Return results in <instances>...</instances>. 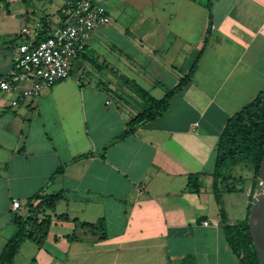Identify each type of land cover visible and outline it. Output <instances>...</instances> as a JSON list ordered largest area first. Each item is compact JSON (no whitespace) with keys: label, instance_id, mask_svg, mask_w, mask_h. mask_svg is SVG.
<instances>
[{"label":"crops","instance_id":"crops-1","mask_svg":"<svg viewBox=\"0 0 264 264\" xmlns=\"http://www.w3.org/2000/svg\"><path fill=\"white\" fill-rule=\"evenodd\" d=\"M67 1L0 0V76L33 30L60 23ZM207 1L101 0L111 22L94 30L68 78L37 99L0 92V253L29 197L64 193L43 245L25 241L13 264H179L189 254L196 264H241L220 210L229 225L248 217L254 168L242 162L219 178L215 149L228 119L264 89V0ZM208 30L168 110L117 140L146 108L131 85L163 98Z\"/></svg>","mask_w":264,"mask_h":264},{"label":"trees","instance_id":"trees-1","mask_svg":"<svg viewBox=\"0 0 264 264\" xmlns=\"http://www.w3.org/2000/svg\"><path fill=\"white\" fill-rule=\"evenodd\" d=\"M212 1H207L208 8H211ZM47 31H42L37 41L46 37ZM210 31L204 40L200 54L195 60L189 73L182 77L177 85L170 89L163 98L156 99L143 87L131 85L135 93L146 103V108L133 117L127 124L126 129L117 136L118 139H124L134 134L144 123L152 121L162 116L169 107L173 96L183 90L192 80V76L197 68L198 61L209 43ZM36 41V42H37ZM83 155H80L81 157ZM264 157V89L248 104L242 107L238 112L232 115L217 143L215 149V170L214 175L224 180L230 178L225 175L230 166L242 162L253 164L254 168V189L256 190L257 178L260 166ZM64 167H59L50 177L51 180L58 174H61ZM199 175H190L188 181V191L198 193L200 190ZM214 190L216 199L221 203L220 190L218 188V179L215 178ZM64 198V193H44V190L33 194L27 199L25 215H14L13 221L16 224L15 233L7 240L1 253L0 264H13L22 243L32 241L39 246L43 245L50 227L52 225V215L55 212L57 204ZM251 207V204H250ZM249 207V211H250ZM225 210L221 208L220 215L224 224V230L227 240L238 257L241 264H259L257 253L255 251L251 233L249 230L248 217L241 223L229 225L225 223ZM58 219H68L66 214L59 215ZM83 227L93 229L96 227L92 223H81ZM179 264H196L192 255H185Z\"/></svg>","mask_w":264,"mask_h":264},{"label":"built area","instance_id":"built-area-1","mask_svg":"<svg viewBox=\"0 0 264 264\" xmlns=\"http://www.w3.org/2000/svg\"><path fill=\"white\" fill-rule=\"evenodd\" d=\"M100 1L68 0L61 9L60 23L51 26L46 37L37 41L41 31L33 30L34 40L19 44L12 70L0 76V92H18L20 98L37 99L56 82L68 78L94 30L111 22ZM21 34L30 35V29L22 28ZM17 104L18 99L13 101ZM20 206L19 201H13L14 210Z\"/></svg>","mask_w":264,"mask_h":264},{"label":"water","instance_id":"water-1","mask_svg":"<svg viewBox=\"0 0 264 264\" xmlns=\"http://www.w3.org/2000/svg\"><path fill=\"white\" fill-rule=\"evenodd\" d=\"M248 224L258 262L264 264V157L251 200Z\"/></svg>","mask_w":264,"mask_h":264}]
</instances>
